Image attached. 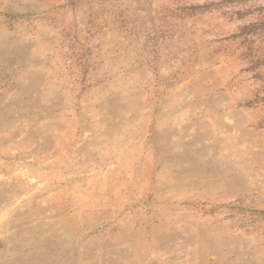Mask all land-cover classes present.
I'll list each match as a JSON object with an SVG mask.
<instances>
[{"label": "rangeland", "instance_id": "1", "mask_svg": "<svg viewBox=\"0 0 264 264\" xmlns=\"http://www.w3.org/2000/svg\"><path fill=\"white\" fill-rule=\"evenodd\" d=\"M0 264H264V0H0Z\"/></svg>", "mask_w": 264, "mask_h": 264}]
</instances>
